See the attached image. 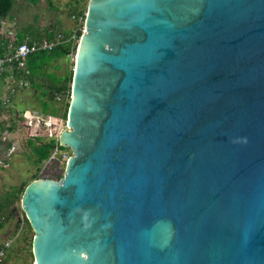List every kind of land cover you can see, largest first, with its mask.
Here are the masks:
<instances>
[{"label":"water","instance_id":"1","mask_svg":"<svg viewBox=\"0 0 264 264\" xmlns=\"http://www.w3.org/2000/svg\"><path fill=\"white\" fill-rule=\"evenodd\" d=\"M33 264H264V0H88Z\"/></svg>","mask_w":264,"mask_h":264},{"label":"rangeland","instance_id":"2","mask_svg":"<svg viewBox=\"0 0 264 264\" xmlns=\"http://www.w3.org/2000/svg\"><path fill=\"white\" fill-rule=\"evenodd\" d=\"M69 2L70 0H42L38 5L33 6L29 2L14 0L10 12L1 22L2 32L0 37L10 32L11 35L8 37V41L12 43L17 38V32L19 37H24L26 34H42L44 29L65 31L67 28L66 23L68 20L70 22L72 14ZM25 5L30 8L29 11L24 7ZM71 22L72 28L74 26L72 18ZM74 59L75 53L68 55L63 60H59L58 63L61 64V70L55 71V73H61L62 67L68 71L73 70ZM11 86L12 83L10 81L4 83L0 95L1 103L8 99L10 95L8 91ZM37 93L30 85L20 89L17 88L9 104L2 106L0 114V200L7 192L17 189L24 182H28L37 173V168L40 169L38 173L41 179H50L52 175H62L63 177L64 167L71 156V151L68 149L61 151L60 157L56 160L49 158L39 167L33 164L34 153L28 141L30 139L33 140L34 137H40L42 141L50 139L58 141L59 133L66 128L65 120L62 116L49 117L46 122H43L44 124L40 121V118L44 116L40 114V100L37 98ZM57 105L61 107L62 104ZM22 111L23 114H21ZM14 112L23 118L15 122L16 116ZM28 112L32 115L38 114L39 119L27 120L26 113ZM12 124H15V130L9 132L7 129ZM11 147L14 150L10 151ZM65 155L66 157L64 158ZM1 161L6 164L2 165ZM53 180L58 181V178ZM13 207L14 215L10 219L5 221L3 215L0 214V221L3 222L2 227H0V246L5 242L9 243L6 255L12 254V258L7 262L8 264H23L22 257L25 253L21 252V249L28 247L30 235L27 233L26 225H21L23 212L20 201L16 202ZM18 224H20V228H17ZM29 261L30 264H33V257Z\"/></svg>","mask_w":264,"mask_h":264},{"label":"trees","instance_id":"3","mask_svg":"<svg viewBox=\"0 0 264 264\" xmlns=\"http://www.w3.org/2000/svg\"><path fill=\"white\" fill-rule=\"evenodd\" d=\"M23 2H29L32 5H36L41 0H21ZM86 1V0H84ZM14 0H0V23L3 19L6 18L8 13L10 12ZM86 8L83 10L77 11L72 10L71 16L75 18L84 19ZM71 30L69 31H56L46 30L45 37L42 38L38 36V34L32 37L26 43H32L40 40H53L56 35H62L63 43L57 47H54L51 51L42 50L37 51L28 56L26 59L25 65L23 68L18 69L16 65L10 67L3 75L0 76V79L4 77H8L9 81L12 83L8 93V99L0 102V114L2 111L3 105H8L9 102L13 98V94H11V89L18 88L20 82L25 83L26 85H30V87L37 93V98L40 105V114L44 116V119H48L49 117H59L62 116L66 122V114L70 101V85L72 78V70L68 71L66 68L62 67V72L56 74L55 71L61 70V64H59V60H63L65 57L70 55V49L72 46L71 41H67L70 38ZM81 36V31L79 30L77 33V37ZM25 42L24 37H17L14 41V45H19ZM77 45V44H76ZM74 46V50L76 48ZM7 52H1L0 56H3ZM54 70V71H52ZM25 85V86H26ZM20 89V88H18ZM57 104H62L61 107ZM62 112V113H61ZM61 113V114H60ZM23 114V111L21 112ZM16 116L15 122H18L23 117L18 115V113L14 112ZM44 121H42L43 123ZM44 124V123H43ZM42 124V125H43ZM9 132H13L15 130V124H12L9 129ZM29 146L34 153L33 164L36 167L41 166L44 162H46L52 153V150L55 145H57L56 139H50L48 141H42L40 137H34L33 140L28 141ZM60 150L65 151L68 150L66 148L60 147ZM65 168V167H64ZM40 169L37 168V173L32 176V178L28 182L22 183L17 189H14L11 192H7L4 194L3 198L0 200V214L3 215L4 220L10 219L13 213V206L16 202L20 201L21 195L27 186V184L33 180L41 179L39 175ZM50 179L58 178L61 179L62 175H52ZM22 221L21 225H26L27 233H29V243L28 247H24L21 249V252L25 253L22 257L23 264H30L29 259L32 258L31 245L33 240V232L25 218L24 213H22ZM3 222L0 221V227H2ZM20 224L17 225V228ZM1 248V246H0ZM12 258V254L6 255L5 259L1 262V264H8L7 262Z\"/></svg>","mask_w":264,"mask_h":264},{"label":"built area","instance_id":"4","mask_svg":"<svg viewBox=\"0 0 264 264\" xmlns=\"http://www.w3.org/2000/svg\"><path fill=\"white\" fill-rule=\"evenodd\" d=\"M74 26L71 28V33H70V38L67 41H71L72 46L70 49V55H73L75 53L74 46L73 45H78V41L80 37H77V33L80 30L81 35L83 33V24H84V19L81 18H75L74 16L71 17ZM62 35L58 34L55 36L53 40H40L32 43H26L23 42L19 45H14V41L10 43L9 50L7 51L6 54L3 56H0V76L3 75L10 67L16 65L18 69L23 68L26 62V59L28 58L29 55L37 52V51H42V50H47L51 51L54 47H57L63 43ZM76 45V47H77ZM26 84L20 82L18 85V88L24 87ZM11 94L15 93L16 91L14 89H11ZM27 116V117H26ZM26 119L27 120H35L39 119L38 114L37 115H32L31 113H26ZM53 119V118H52ZM40 121H47L43 117L40 118ZM57 145L54 146L52 153L50 155V159H58L60 157L61 151L60 146L58 145V141L56 140ZM14 150L13 147H11L10 151ZM66 155L64 156V158ZM67 160V158H66ZM2 162V161H1ZM6 163L2 162V165H5ZM9 247V243L5 242L1 248H0V263L4 260L6 257V251Z\"/></svg>","mask_w":264,"mask_h":264},{"label":"crops","instance_id":"5","mask_svg":"<svg viewBox=\"0 0 264 264\" xmlns=\"http://www.w3.org/2000/svg\"><path fill=\"white\" fill-rule=\"evenodd\" d=\"M42 1V0H41ZM88 1V0H87ZM87 1H84V0H70V2H69V4L71 5L70 7V10L72 11V10H77V11H80V10H83L84 8H86V6H87ZM40 2V1H39ZM38 2V3H39ZM38 3L36 4V5H38ZM36 5H33V6H36ZM48 5V4H47ZM24 7H26L27 8V10L29 11L30 10V8L28 7V6H24ZM3 21V20H2ZM1 21V22H2ZM73 24H74V22H73ZM71 25H72V22H71V16H70V22H69V20H68V22L66 23V30L65 31H69L70 30V28H71ZM0 33L2 32V25H1V23H0ZM40 30V29H39ZM45 29H44V33H37L38 34V36H41L42 38H44L45 37ZM62 31H64V30H62ZM37 34H35V35H29V34H26L25 36H24V40H25V42H28L29 40H31L32 39V37H34V36H36ZM11 34H10V32L8 33V34H4V36H2V37H0V53L1 52H7L8 50H9V47H10V43H9V41H8V37L10 36ZM17 37H19V34H18V32H17ZM7 83V82H9V78L8 77H4L3 79H0V95H1V89H2V87H3V85H4V83ZM28 85V84H27ZM26 85V86H27Z\"/></svg>","mask_w":264,"mask_h":264}]
</instances>
